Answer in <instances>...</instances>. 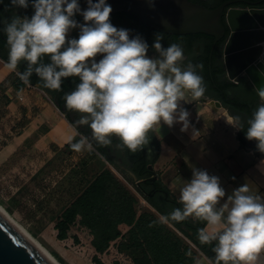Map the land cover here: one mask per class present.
Here are the masks:
<instances>
[{"label":"clouds","instance_id":"1","mask_svg":"<svg viewBox=\"0 0 264 264\" xmlns=\"http://www.w3.org/2000/svg\"><path fill=\"white\" fill-rule=\"evenodd\" d=\"M146 2L155 6L154 0ZM86 3L81 10L79 0H10L11 6H31L34 13L0 21L8 46L7 68L25 84L35 73L38 83L52 90H60L64 78L78 77L75 88L64 94L65 106L82 114L76 124L91 128L99 144L108 146L115 136L121 150L135 153L149 144L148 132L161 122L169 127L180 123L181 132L186 131L189 112L181 102H190L189 93H205L198 71L203 65L182 64V45L164 47L159 32L151 45L156 55L149 56L150 45L140 34L130 35L132 30L111 22L108 0ZM76 14L85 23L74 19ZM74 28L79 29L78 38H69ZM46 56L50 62H44ZM259 59L264 62V54ZM20 61L27 62L22 72L17 70ZM256 91L261 103L246 122V138L255 140L264 153V84ZM234 121L235 128L244 129L239 116ZM70 146L77 152L92 148L87 136ZM225 195L218 176L194 167L191 179L180 188L183 207L162 214L160 220L195 214L213 226L211 233L200 229L198 238L205 244L214 242L217 264H257L264 254V197L252 194L247 184L235 188L221 204Z\"/></svg>","mask_w":264,"mask_h":264},{"label":"crops","instance_id":"2","mask_svg":"<svg viewBox=\"0 0 264 264\" xmlns=\"http://www.w3.org/2000/svg\"><path fill=\"white\" fill-rule=\"evenodd\" d=\"M78 34L79 29L74 28L69 31L68 37L78 38ZM255 47L261 48L264 54V38ZM99 58L98 55L96 59ZM234 84L235 88L230 95L252 105L256 110L261 101L251 83L243 79ZM188 98L190 102H181V106L189 112L190 124L186 131L181 132L180 123L169 127L161 122V125H155L148 132L152 138L146 146L148 159L156 154L153 148L157 150L152 162L157 180L179 204L180 188L191 179L194 167L207 170L210 175L220 178L226 193L221 204L235 188L243 184H247L252 194L264 197V153L257 150L256 141L251 140L250 146L243 145L238 138L242 129L227 124L207 100L191 97L190 93ZM80 136L50 94L38 85L25 84L16 75V71L8 69L6 62L0 58V166L9 165L16 157L24 155L22 161L42 169ZM87 152L89 149L85 148L73 153L70 156L72 160H61L55 167L56 183L70 174L76 173L78 176L77 171L73 170L77 164L73 165L72 162L81 160ZM112 163L120 170L134 175L130 166L122 167L119 163ZM71 184L75 185L74 182ZM87 187L88 184L63 211ZM189 216L193 221L203 220L195 214ZM203 226L206 232L214 230L206 221ZM194 264L213 263L200 251H196ZM257 264H264V254H261Z\"/></svg>","mask_w":264,"mask_h":264},{"label":"rangeland","instance_id":"3","mask_svg":"<svg viewBox=\"0 0 264 264\" xmlns=\"http://www.w3.org/2000/svg\"><path fill=\"white\" fill-rule=\"evenodd\" d=\"M205 84L209 87L208 83ZM231 112L235 117L241 118V123L247 121L244 113L235 109ZM81 115L72 113V118L77 121ZM79 126L84 130L89 128L87 125ZM82 136L76 138L75 142ZM153 150L156 151L155 148ZM75 152L71 146L64 149L42 169L22 161L24 155L16 157L9 165L0 166V204L60 264H97L94 261L95 256L105 264H114L115 260L121 264H137L136 260L143 254L140 249L133 248L135 242L127 233L131 224L136 222L148 232L150 241L166 247L168 256L175 249L189 254L198 251L168 221L160 220L161 215L152 208L140 191V180L137 176L120 170L93 147L81 160L72 162L73 165L77 164L73 170L77 171L78 176L76 173L70 174L60 180V183H56L58 179L54 174L55 167L61 160H72L70 156ZM103 171H109L112 178L109 180L110 186L107 188L104 203L93 214L97 216V220L104 214L113 218L116 222L115 231L122 232L123 238L115 240L108 250L99 252L93 243L101 245L104 239L96 238L92 234L90 223H76L72 227L74 233L80 237L79 241L73 243L60 238L56 220L85 185L93 182ZM73 182L75 185L71 184ZM107 235L111 236L112 233ZM150 260L154 259L150 257Z\"/></svg>","mask_w":264,"mask_h":264},{"label":"trees","instance_id":"4","mask_svg":"<svg viewBox=\"0 0 264 264\" xmlns=\"http://www.w3.org/2000/svg\"><path fill=\"white\" fill-rule=\"evenodd\" d=\"M213 4L210 6L204 5L202 3H197L199 5L205 6L207 8H216L221 5L226 0H213ZM126 17L131 21L136 22L139 26L143 28H148L132 18L131 16L118 13L114 16H110V20L115 18ZM79 23H85L83 17L80 15H75ZM149 29V28H148ZM151 30V29H150ZM153 33H157L154 30H151ZM186 42L189 47H192L197 42L203 40L205 54L201 58V64L203 65L202 72L204 73L205 81L209 84L210 88L214 91V99L219 100L233 115L231 112L232 109L238 110L241 113H244L247 116V120L251 117L252 113L255 111L252 105L243 103L239 100L234 99L229 92L233 91L235 84L230 82L225 76L224 66H219L218 68L215 65L210 64V54L212 52L214 38L206 36L203 34L191 35L186 37ZM224 41L219 42L214 49V53L220 55ZM1 48V46H0ZM0 58L5 62L8 59V55L3 54L0 50ZM44 62H50L48 57L44 58ZM27 66L26 61H20L18 64V69L22 72ZM214 67V68H213ZM218 74L224 75V78H220ZM215 75V76H214ZM39 77L33 73L30 77L29 85L40 86L48 94L52 96L54 102L58 109L62 111L67 119L72 123V125L78 130L80 135L87 136L92 147L98 152L101 156L108 159L104 153L102 144H99L92 138V130L88 128L87 130L82 129L79 125L76 124V121L72 118V113H78L74 110H69L65 106V101L63 99L66 92H70L75 88L76 83L79 82L78 77H68L63 79V83L60 90L46 89L43 87L42 82L38 83ZM234 116V115H233ZM235 117V116H234ZM247 122V121H246ZM243 124V128L239 134L238 138L243 145L250 146L252 144L251 140L246 138V129L247 123ZM151 135V134H150ZM114 137V136H113ZM112 137V138H113ZM151 138V137H150ZM152 139V138H151ZM76 139L73 141L75 142ZM114 141V139H113ZM72 142V143H73ZM153 142V141H152ZM155 145V142H153ZM71 145V144H70ZM147 146V145H146ZM146 146L142 150H138L135 153L128 151V163L130 166V171L138 177L139 180H144L148 177L154 176L153 170H148V166L152 164L154 156L151 159H148V151ZM69 147V146H67ZM257 154V152H256ZM259 155V154H258ZM109 160V159H108ZM112 178V175L109 171H103L95 178L93 182L88 184V187L83 191V193L65 210L56 220V228L59 231V236L61 239L72 241L76 243L80 240V237L74 233L72 227L76 223H85L88 222L91 224L92 234L97 237H103L104 242L101 245H93L97 248L99 252H104L108 250L112 244L117 239H122V232L119 230L116 232V222L113 218L104 214L102 217L97 220V216H94L93 212L98 210V206L103 204L105 201V195L109 185V180ZM158 186L162 189V192L152 196L151 192L145 188L144 182H141L139 185L140 191L146 196L148 203L152 208L159 214H167L176 207H181L182 204H179L174 198H172L171 193L165 188L161 182L158 181ZM98 212V211H97ZM99 217V216H98ZM94 219V222L92 220ZM91 221V222H90ZM172 226H174L183 236H185L196 248L200 251L211 263L217 264L215 260V254L212 251L213 243L205 244L202 243L198 238V233L200 229L204 230L203 220L193 221L190 216H186L183 220H169L168 221ZM112 233L111 236H106V234ZM128 234L132 236L135 244L133 248L136 250L142 251V256L136 260L137 264H194L196 260V252H182L175 249L171 256H168L167 249L165 246H159L150 241L148 232L140 225L139 222L131 224L130 229L127 231ZM150 257L154 259L150 260ZM94 261L97 264H105L98 260L95 256ZM114 264H121L119 261H114Z\"/></svg>","mask_w":264,"mask_h":264},{"label":"water","instance_id":"5","mask_svg":"<svg viewBox=\"0 0 264 264\" xmlns=\"http://www.w3.org/2000/svg\"><path fill=\"white\" fill-rule=\"evenodd\" d=\"M79 3L81 10L87 8L86 0ZM108 3L113 9L110 16L127 14L162 34L210 36L214 38L212 51L225 40L220 57L226 78L233 83L248 80L256 93V88L264 84V62L259 59L262 49L253 45L264 38L254 24L257 20L264 25V0H226L213 9L190 0H154V7H149L146 0H108ZM204 100L211 103L227 124L235 123L234 116L219 100L210 97ZM148 170H153L152 164ZM152 180L157 181L155 173ZM0 264L51 263L0 214Z\"/></svg>","mask_w":264,"mask_h":264},{"label":"flooded vegetation","instance_id":"6","mask_svg":"<svg viewBox=\"0 0 264 264\" xmlns=\"http://www.w3.org/2000/svg\"><path fill=\"white\" fill-rule=\"evenodd\" d=\"M190 1H192L194 3H202V4L207 5V6L212 5L214 2L213 0H190ZM254 1H256V0H254ZM263 5H264V3H263ZM33 13H34V9L31 6H29L26 9L13 7L10 5V0H3V2L0 3V21H3L5 19L10 20L13 15H20V16L27 15V16L31 17V15ZM114 15H116V14H114ZM114 15H112V16H114ZM111 22L118 27H124V28L132 30L130 32V35L140 34L150 45L148 55L149 56H155L156 55L155 50L151 47L153 40H154V37H155V34H156V33H153L151 31L152 29L150 30V28L149 29L143 28V27L139 26L136 22L131 21L128 18L121 17V16H119V18H115V19L111 20ZM3 26H4L3 23H0V46H1L0 50L3 52V54L8 55V46L6 43V34L2 31ZM160 34L163 36L162 45L164 47H167L171 43H180L182 45L183 50H184V60L181 61L182 64L186 65L189 61H191L193 64H201V58L204 56V54L206 52V51H204L205 49H204L203 40L200 39V41L197 42L195 45H193L192 47H189L185 38L190 37L191 35L179 36V35H168V34H162V33H160ZM210 64L211 65L214 64L216 68L223 65L220 55L217 53H214V50L210 54ZM198 71L203 76L204 82L207 83L205 81L204 73L202 72V70L198 69ZM220 75H221V77H220ZM218 76L220 78H224V75H222V74H218ZM205 87H206L205 93L198 98L204 99V97H210V98L214 97V91L210 88V86L207 87V85L205 84ZM232 92L233 91L229 92V94H232ZM249 95L251 96L252 92H250ZM111 139H112V143L110 145H108V146L104 145L103 146V150H104L106 157L110 161L114 162L115 164L119 163V165L122 167L129 166L128 150L126 148L121 150V148L119 147L121 142H120L118 137L114 136ZM113 139H114V141H113ZM150 140H151V138H149V141ZM153 177L154 176L146 178L144 185H145V188L151 192L152 196H155V195L159 194L160 192H162V189L158 186V180L157 181L152 180Z\"/></svg>","mask_w":264,"mask_h":264},{"label":"bare ground","instance_id":"7","mask_svg":"<svg viewBox=\"0 0 264 264\" xmlns=\"http://www.w3.org/2000/svg\"><path fill=\"white\" fill-rule=\"evenodd\" d=\"M254 24L258 30L264 35V25L259 21L254 20ZM262 39V38H261ZM260 42V39L255 44ZM252 45V44H251ZM0 214L51 264H60L54 256H52L38 241H36L32 235L20 225L14 217L0 204Z\"/></svg>","mask_w":264,"mask_h":264}]
</instances>
